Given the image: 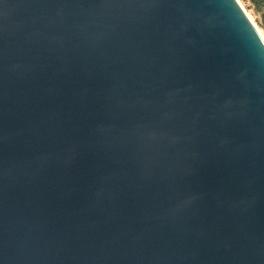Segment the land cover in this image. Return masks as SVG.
Returning <instances> with one entry per match:
<instances>
[{"label":"water","instance_id":"95a60500","mask_svg":"<svg viewBox=\"0 0 264 264\" xmlns=\"http://www.w3.org/2000/svg\"><path fill=\"white\" fill-rule=\"evenodd\" d=\"M0 264H264L235 0H0Z\"/></svg>","mask_w":264,"mask_h":264},{"label":"rangeland","instance_id":"374dc122","mask_svg":"<svg viewBox=\"0 0 264 264\" xmlns=\"http://www.w3.org/2000/svg\"><path fill=\"white\" fill-rule=\"evenodd\" d=\"M239 4L242 6L243 9L246 10L247 14L251 18L252 22L258 29L261 37L264 39V27L261 26L262 19L259 14H256V8H260L264 10V0H257L260 2V5L252 3L250 0H238Z\"/></svg>","mask_w":264,"mask_h":264},{"label":"trees","instance_id":"16d2710c","mask_svg":"<svg viewBox=\"0 0 264 264\" xmlns=\"http://www.w3.org/2000/svg\"><path fill=\"white\" fill-rule=\"evenodd\" d=\"M250 1L254 4L260 5V2H258L257 0H250ZM255 10H256V14H259V16L262 19L261 26L264 27V10L260 8H256Z\"/></svg>","mask_w":264,"mask_h":264},{"label":"bare ground","instance_id":"6f19581e","mask_svg":"<svg viewBox=\"0 0 264 264\" xmlns=\"http://www.w3.org/2000/svg\"><path fill=\"white\" fill-rule=\"evenodd\" d=\"M237 2V4L240 6V8L242 9V11L244 12V14L246 15V17L248 18V20L251 22V24L253 25V27L255 28V30L257 31L259 37L263 40L264 42V39L261 37L260 33L258 32V29L257 27L255 26V24L252 22L251 18L249 17V15L247 14L246 10L242 8V6L239 4V1L238 0H235Z\"/></svg>","mask_w":264,"mask_h":264}]
</instances>
